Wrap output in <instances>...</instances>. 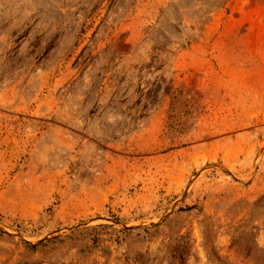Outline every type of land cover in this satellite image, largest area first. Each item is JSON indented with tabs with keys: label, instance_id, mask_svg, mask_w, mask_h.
<instances>
[{
	"label": "rangeland",
	"instance_id": "rangeland-1",
	"mask_svg": "<svg viewBox=\"0 0 264 264\" xmlns=\"http://www.w3.org/2000/svg\"><path fill=\"white\" fill-rule=\"evenodd\" d=\"M0 264H264V0H0Z\"/></svg>",
	"mask_w": 264,
	"mask_h": 264
}]
</instances>
